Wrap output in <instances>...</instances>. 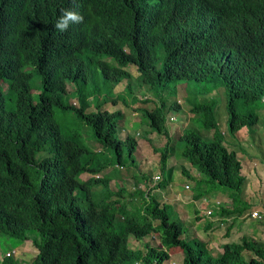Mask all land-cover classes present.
Masks as SVG:
<instances>
[{
  "label": "trees",
  "instance_id": "1",
  "mask_svg": "<svg viewBox=\"0 0 264 264\" xmlns=\"http://www.w3.org/2000/svg\"><path fill=\"white\" fill-rule=\"evenodd\" d=\"M102 1L107 8L113 7L109 0H87L84 10ZM51 2L42 3L41 27L30 28L35 34L30 32L32 37L28 39L25 34L29 18L41 5L32 8L27 0L21 4L0 0V207L11 226L15 224L16 230L25 231L29 243L37 248L28 261L19 262L7 255L0 264H168L174 253L180 254V264H264V242L247 234L238 241H229L230 221H226L221 236L225 240L215 254L198 237L185 238L189 234L175 218L176 212L151 194V188L163 187L174 174L181 173L196 182L193 199L210 190L225 195L226 205L220 203L215 210H219V221L246 211L249 203L239 195L243 181L240 161L233 149L222 144L212 103L197 111L201 126L211 128L210 137H202L189 124L176 135L173 145L160 108L150 111L145 106L142 113L150 129L163 134L167 143L160 147L156 170L149 166L131 174L132 188L115 180L123 179L118 165L135 163L132 152L136 142L128 135L119 138L116 134L121 116L117 109L103 111L104 118L99 117L102 111H85L82 104L92 101L103 109L108 91L94 81H78L83 73L74 69L79 58L93 78H100L96 55L107 49L88 39L71 49L61 48L60 35L52 26L54 13L48 8ZM81 30L90 31L85 21ZM115 31L108 23L95 37L114 38ZM43 59L44 65L40 62ZM70 73L76 88L67 93L66 81L70 79L65 75ZM167 79L172 91L182 81L174 69ZM263 81L259 76L227 91L219 114L230 132L228 138H233L235 128L245 125L248 129L257 120L263 121L264 116L258 119L256 114L257 108H264ZM186 91L193 95L192 89ZM72 96L78 105H72ZM193 100L195 96L188 94L184 102ZM147 101L152 106L149 98ZM93 140L102 149L94 150L89 143ZM175 148L189 168L182 161L174 162ZM257 159L264 161V156L257 155ZM104 167L108 168L93 175ZM155 172L159 178L149 184ZM184 183L191 187L189 180ZM208 209L213 213V208ZM194 213L193 218L199 221L201 215L196 209ZM201 223L202 228H208L214 220L207 217ZM151 233L157 243L148 241ZM22 236L15 238L20 241ZM130 236L140 240L142 247L128 245ZM14 245L19 251L29 247L25 242L16 241Z\"/></svg>",
  "mask_w": 264,
  "mask_h": 264
},
{
  "label": "clouds",
  "instance_id": "2",
  "mask_svg": "<svg viewBox=\"0 0 264 264\" xmlns=\"http://www.w3.org/2000/svg\"><path fill=\"white\" fill-rule=\"evenodd\" d=\"M11 1L21 4L26 0ZM27 1L32 3V8L41 5L39 9L31 13L29 18L25 34L29 39L32 34H35L30 28L41 27L44 10L42 3L46 0ZM109 1L113 3L111 9L105 6V1H102L100 4H92L84 10L87 0H52L48 8L54 13L52 26L55 33L60 35L58 42L61 48L71 49L81 44L83 39H88L103 44L107 49L106 53L96 55V59L99 61L96 70H99L100 78H93L80 59H77L78 65L74 66V69L83 73L82 78L78 81L88 79L100 86L102 84L108 91L103 109L96 107L93 101L82 105H84L85 111H102L99 114L100 118H104L103 111L111 113L117 109L121 116L117 123L116 134L119 138H124L126 135L134 138L136 142L134 150H136L140 138L141 145L148 141L146 130L157 133L150 129L145 115L142 113L145 106L150 111L153 107L160 108L167 130L166 123L175 118L170 112L174 111L179 116V121L182 122L185 119L187 122L183 124L179 132H176L175 128L173 131L178 134L190 124L191 129L199 132L202 137L209 138L210 136L200 132L199 128L203 129L201 124L196 126L199 117L198 109L212 103L215 118L220 125V122H224V118L219 113L226 102L227 91L250 83L254 79H259V76L264 80V0ZM84 21L90 31L81 30V23ZM108 23L116 29L114 38L109 36L96 39L95 36L102 34ZM40 62L44 65L45 59ZM173 69L180 73V80H182L176 84L175 91L171 90L172 84L167 79L168 73ZM65 76L70 79L66 81L67 93L73 92L76 88V83L73 84V75L70 73ZM186 89H192L195 96V100L191 103L184 102L188 94L193 97L191 91H186ZM148 98L151 100L152 106L147 101ZM70 99L72 105H78L77 98L72 96ZM173 101L179 107L170 105ZM262 104L264 106V103ZM112 106L113 108H110ZM260 109L263 110L260 115L264 116V108L260 107ZM131 113L140 114L139 122L133 120L127 127L126 117ZM190 117L196 119V122L193 123ZM258 121L257 126L256 122L248 129L245 125L235 128L232 132L233 138H228L229 134L220 128L222 144L228 149H233L240 161L239 173L243 176V180L246 177L243 167L244 159H241L244 152L242 151V141L238 136L245 133L247 137L251 138L255 131L263 130L260 125H264V120ZM133 126L140 128L142 134L137 135V130L130 134ZM143 126H147V128ZM169 137L171 139V136ZM92 142L97 148H94ZM89 143L92 144L94 150L102 149L97 141L93 140ZM236 146L239 148L238 150ZM246 150L256 153L257 147L251 145ZM251 159L253 160L250 161L252 163L250 169L254 170L257 176L258 171L254 164L255 160L259 161V159H257V155L252 156ZM259 162L264 163V161ZM156 165H153L154 169H156ZM118 167L122 169L123 165H118ZM101 170L93 175H98ZM151 177L156 179L157 175L153 174ZM153 183H155L154 180H151L149 184ZM184 186L189 187L187 183H184ZM202 198L204 199V197ZM218 198L212 204L215 209L219 207L220 203L226 205L225 200L222 202ZM248 203V207L253 209L243 211L244 213L242 212L241 215L260 218V212L257 210L259 206ZM206 210H209L208 207L204 212L211 213L210 210L209 212ZM244 225H247L246 221ZM20 234L23 235V239L20 241L16 239V241L22 244L28 243L29 247L25 246V250L19 251L8 244L3 248L2 253L0 247V262L3 261V256L7 255L13 256L19 262H25L26 260L20 258H23V254L27 252L28 248L32 247L30 252L34 251L31 257L37 251V248L29 243L27 233L16 230L15 224L11 226L7 215L0 207V238L3 235L4 238L13 239ZM132 239L135 241V247H142L140 240ZM256 240L264 242L263 239ZM132 264H139V262L134 261Z\"/></svg>",
  "mask_w": 264,
  "mask_h": 264
},
{
  "label": "rangeland",
  "instance_id": "3",
  "mask_svg": "<svg viewBox=\"0 0 264 264\" xmlns=\"http://www.w3.org/2000/svg\"><path fill=\"white\" fill-rule=\"evenodd\" d=\"M260 107L257 108L256 110L258 118L261 117L260 112H259ZM110 108H113V106ZM170 113H173L175 118L174 120L168 121L166 125L168 127V130H167L168 135L171 136V139H173L171 143V145H173L176 139L175 137L177 135L176 132H179L180 128H182L183 124H186L187 121H185V119H183L182 122L179 121V116L174 111H171ZM139 118H140L139 113H131L127 115L126 126L128 127L129 123H132L133 120H137L139 122ZM215 120L217 121V119ZM199 123L201 124V119L198 117L196 126H199ZM258 124H259V121L257 120L256 126ZM260 126L262 127L263 130L255 131L251 138L247 137L245 133L243 134L241 133V136H238L239 140L242 141L241 142L242 147H243L242 151L244 153L241 156V159H244L243 167L245 168L244 171L246 174V177L242 181L241 190L239 194L243 199L247 200L251 204H256L259 206L258 209L257 207H254V209H257L260 212V215H261L260 218L257 219L253 217H248L245 215H241L242 213H240V214H237L234 218H231L230 216H225L226 218L225 221H222V220L219 221L220 216L217 214L219 210L215 213L216 209L212 207V204H213V201L216 198H218V196H219L218 199L223 202L225 195L222 194V192L219 190H210V191H207L206 194L199 196L197 199H191L192 198L191 193L196 188V182L194 179L187 178V175H184L181 173L174 174V176H172V173H171L169 177L172 176V179L169 180L167 185H164L163 187L154 186L152 188L153 190L151 191V194L157 197L159 201L166 202V204H169L171 210H174L176 212L175 218H178L182 222V225L186 226L185 233L189 234V236L185 238H189L191 236L198 237L199 239L208 243L209 250L214 254L219 252L220 250L219 243L225 240V238L224 237L221 238V236H222V233H224L225 226L228 221H230L231 223V229L229 230L230 233H227V236H229L231 239L229 241H238L239 236L241 234L250 235L254 239L264 240V163H260L259 161L255 160L254 165L256 166V169L258 171L257 176H256V172L250 169L252 168L251 162L253 159L250 160L252 156L260 155V154L264 156V125H260ZM143 127L147 128V126H143ZM174 128L176 132L173 131ZM220 128L225 130L227 134H230V132L226 130V124L224 122H220ZM131 129L132 130L130 131V134L132 132H135V130H137L138 132L137 135L142 134L141 129L138 127L133 126ZM199 130L200 132H202V134H206L210 136L211 128L203 127L202 130L200 128ZM146 134H147V137L149 138L148 141L145 142L143 145H141L142 140L140 138L137 144L136 150H134L132 153L133 156L135 157V163L126 161L123 164L122 169H119V172H118L123 177V179L119 180L115 178V180L118 182L122 180L121 182L124 183L127 189L132 188L131 174L137 172V169L144 171L149 166L150 168H153L154 167L153 165L158 164L157 158H158V153L160 151V147L162 144H165L166 142V137L161 133H154V132H149L148 130H146ZM92 144L94 148H97L94 145V142H92ZM251 145H255L257 147L256 153L247 152L246 149L248 148V146H251ZM151 146L153 147L155 151L152 149ZM236 149L238 150L239 148L236 146ZM173 152H174V157H175L174 162L176 164L178 163V161H182L183 164H185L188 168L190 167V165L185 160H183L179 154L176 153L177 152L176 148ZM172 153H169V154H172ZM123 158L126 160L127 157L123 156ZM135 165H138V166H135ZM172 166H170V168ZM106 168L108 167H104L99 173L103 172V170ZM126 170L127 172H125ZM157 173L158 172H155V174ZM158 178L156 179L151 178V180H154V182H156ZM258 178H259V181H258ZM184 180H189L191 183V187L189 186L186 188L184 186L185 188H183ZM226 192H228L227 189H226ZM202 197H204V199ZM207 207H212L214 211L213 213L211 212L210 214L204 215V210ZM194 209H196L197 212H199V214L201 215V219L199 221L193 218L195 215ZM249 209H253V208L248 207L246 210H249ZM207 217L210 218V220H214V224L208 228H202L201 222H203ZM244 220L247 222V225H244V222H245ZM214 225H216L215 228L213 227ZM147 239L151 244L157 243V237L152 234L150 236H147ZM15 242H16V238H13V239H10L9 237L4 238V236L2 235V238H0V247L5 248L10 243L11 247L14 246L17 249L16 247L17 245H14ZM127 242H128V245L129 244L132 246L135 245L134 244L135 241L131 237L127 239ZM33 252H30V251L25 252L23 254V258H20V259L28 261L29 259H31V255ZM170 256H171V259H169L168 264H180V260H179L180 254L174 253V254H170Z\"/></svg>",
  "mask_w": 264,
  "mask_h": 264
},
{
  "label": "built area",
  "instance_id": "4",
  "mask_svg": "<svg viewBox=\"0 0 264 264\" xmlns=\"http://www.w3.org/2000/svg\"><path fill=\"white\" fill-rule=\"evenodd\" d=\"M186 186V185H185ZM206 212H209V210H206Z\"/></svg>",
  "mask_w": 264,
  "mask_h": 264
},
{
  "label": "bare ground",
  "instance_id": "5",
  "mask_svg": "<svg viewBox=\"0 0 264 264\" xmlns=\"http://www.w3.org/2000/svg\"><path fill=\"white\" fill-rule=\"evenodd\" d=\"M79 119V118H78Z\"/></svg>",
  "mask_w": 264,
  "mask_h": 264
}]
</instances>
